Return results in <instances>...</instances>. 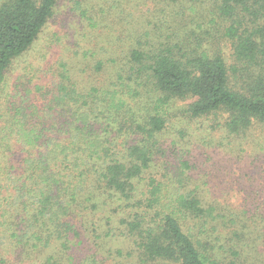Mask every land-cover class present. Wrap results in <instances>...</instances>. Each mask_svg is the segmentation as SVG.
<instances>
[{
    "label": "trees",
    "instance_id": "trees-1",
    "mask_svg": "<svg viewBox=\"0 0 264 264\" xmlns=\"http://www.w3.org/2000/svg\"><path fill=\"white\" fill-rule=\"evenodd\" d=\"M59 1L0 0V97ZM140 1L125 14L119 0H101L87 18L91 28L105 22L109 44L118 39L91 67L111 73L107 85L85 86L59 61L41 101L7 94L0 247L22 264H254L259 191L237 188L241 203L228 190L210 197L183 137L194 123L199 148L264 178V0H211L205 16L192 0ZM140 17L147 22L131 21ZM177 101L186 102L183 125L168 139Z\"/></svg>",
    "mask_w": 264,
    "mask_h": 264
},
{
    "label": "rangeland",
    "instance_id": "rangeland-1",
    "mask_svg": "<svg viewBox=\"0 0 264 264\" xmlns=\"http://www.w3.org/2000/svg\"><path fill=\"white\" fill-rule=\"evenodd\" d=\"M119 1L121 2V8H124L125 14H136L139 12V6L137 4L141 2L140 0ZM192 3L197 5V8L200 10L199 14L203 16H205L204 10H209L211 6V0H205L204 2H202V0H192ZM101 4V0L59 1V5L56 9L57 12L49 19L34 44L25 54L15 60L11 69L8 71L1 93V111L7 100V94H14L12 92L14 90H17V92L26 90V92L29 93L27 98L28 96L31 98L28 99L29 102L37 99L41 101L48 84L57 79V63L59 61H63L66 65L68 64L71 66L75 75L80 77V82L85 84V86H89L92 83L105 86L109 83V76L111 74L109 71L105 70L99 73L91 71L93 61L104 56L105 53L112 48L110 45L118 41L117 37L113 36L110 40L112 44H109L107 31L101 27L105 22L99 24L96 28L89 27L88 16L91 15L92 10L98 11ZM109 6L110 4H108L104 10L106 11ZM94 18L97 17L95 16ZM131 21L135 24L147 22V20L141 17ZM117 25L118 24H116V26ZM93 34H95V36H93ZM222 44L226 51L229 52L231 47L230 43L223 42ZM89 47L94 49L95 54L83 58L79 53ZM85 60L87 61V65ZM24 95L23 97H26ZM185 103V101H177L175 105L170 108L171 113L176 116L177 121L172 124L168 134L165 135L168 139H172V137L178 133L176 129L183 125L180 121L183 117L182 109ZM177 122L181 124L177 125ZM191 127L195 132L189 131L185 133L183 141L185 142V147L192 150L194 161L199 164L198 173L201 175L208 173L209 175V196L213 199L225 200L223 195L227 194L228 190L230 192H235L234 199L239 200L238 203H241L245 198V194L243 195V189L239 191L237 188L248 187L249 189L259 191L255 198L259 199L264 207V178H260V174L256 173L255 170H251V177L244 175V170L242 171L239 168H245V166L240 165L241 162L239 164L233 163L234 159L230 155L213 151L210 156L206 152V149L203 150L197 146L200 141L203 145L202 139L200 138V136H203L202 130H196L197 126L194 123H192ZM262 146L263 151L261 155L263 156L260 158V166L263 168L262 175L264 176V141L262 142ZM245 159L246 163L247 160L249 162H259L257 160L255 161L253 158L250 159L245 157ZM228 167L233 169L234 174H230L231 177L228 174ZM250 169H252V167H250ZM246 171L245 169V174ZM205 187L208 188L207 186ZM256 248L251 258H255L254 264H264V241L257 242ZM0 264H22V262L17 259V253L15 254L8 246L2 245L0 247ZM111 264H115L114 261H112Z\"/></svg>",
    "mask_w": 264,
    "mask_h": 264
}]
</instances>
